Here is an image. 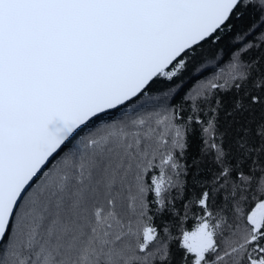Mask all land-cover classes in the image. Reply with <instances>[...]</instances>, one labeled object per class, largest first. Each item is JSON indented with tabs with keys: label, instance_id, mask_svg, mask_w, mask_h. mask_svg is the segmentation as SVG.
<instances>
[{
	"label": "snow or ice",
	"instance_id": "obj_1",
	"mask_svg": "<svg viewBox=\"0 0 264 264\" xmlns=\"http://www.w3.org/2000/svg\"><path fill=\"white\" fill-rule=\"evenodd\" d=\"M0 264H264V0H0Z\"/></svg>",
	"mask_w": 264,
	"mask_h": 264
},
{
	"label": "trees",
	"instance_id": "obj_2",
	"mask_svg": "<svg viewBox=\"0 0 264 264\" xmlns=\"http://www.w3.org/2000/svg\"><path fill=\"white\" fill-rule=\"evenodd\" d=\"M177 102H179V98H177Z\"/></svg>",
	"mask_w": 264,
	"mask_h": 264
}]
</instances>
